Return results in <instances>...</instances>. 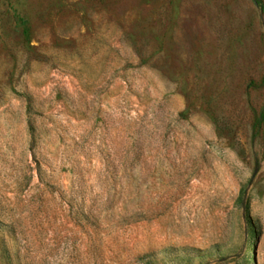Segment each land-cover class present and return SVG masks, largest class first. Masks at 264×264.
<instances>
[{
    "label": "rangeland",
    "instance_id": "1",
    "mask_svg": "<svg viewBox=\"0 0 264 264\" xmlns=\"http://www.w3.org/2000/svg\"><path fill=\"white\" fill-rule=\"evenodd\" d=\"M0 264H264V0H0Z\"/></svg>",
    "mask_w": 264,
    "mask_h": 264
}]
</instances>
